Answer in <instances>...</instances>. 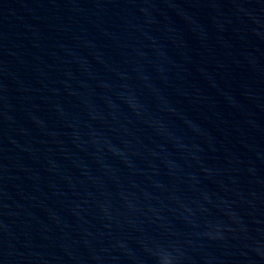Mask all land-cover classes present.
Returning <instances> with one entry per match:
<instances>
[{
	"label": "water",
	"instance_id": "water-1",
	"mask_svg": "<svg viewBox=\"0 0 264 264\" xmlns=\"http://www.w3.org/2000/svg\"><path fill=\"white\" fill-rule=\"evenodd\" d=\"M0 264H264V0H0Z\"/></svg>",
	"mask_w": 264,
	"mask_h": 264
}]
</instances>
